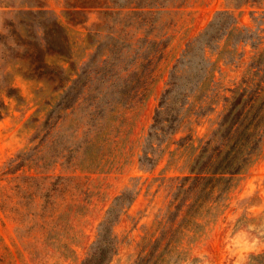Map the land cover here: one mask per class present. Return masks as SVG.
I'll return each mask as SVG.
<instances>
[{
  "label": "rangeland",
  "instance_id": "1",
  "mask_svg": "<svg viewBox=\"0 0 264 264\" xmlns=\"http://www.w3.org/2000/svg\"><path fill=\"white\" fill-rule=\"evenodd\" d=\"M139 3L146 0H0V100L7 106L0 118V264H80L126 185L135 194L116 210L117 252L108 264H134L156 250L154 226L175 178L188 173L228 99L245 89L248 115H264V0H156L150 12L137 10ZM220 11L230 16L217 18L209 33L226 21L222 35L209 47L196 44L179 66L184 77L201 65L207 76L189 94L177 132L153 143V166H140L172 67ZM53 22L63 27L66 56L46 44V31L62 35ZM143 37L159 42L150 47ZM98 45L89 69L113 49L107 76L114 93L106 99L127 104L108 112L85 99L63 108L60 85ZM127 83L134 88L125 98ZM9 86L18 97L6 94ZM203 221L194 237L176 233L161 260L141 264H264V132L255 159Z\"/></svg>",
  "mask_w": 264,
  "mask_h": 264
},
{
  "label": "trees",
  "instance_id": "2",
  "mask_svg": "<svg viewBox=\"0 0 264 264\" xmlns=\"http://www.w3.org/2000/svg\"><path fill=\"white\" fill-rule=\"evenodd\" d=\"M155 1L146 0L145 5L139 3L137 10L150 12ZM220 16L228 17L230 14L227 11L218 12L216 19L211 21L207 28L194 40L186 44L181 58L172 67L166 87L160 94L154 110L152 123L148 128L141 154L138 157L140 166H153L156 161L154 155L156 148L153 143L155 142L159 146L166 136L177 132L182 118L181 111L189 94L193 91L194 86L207 76L209 71L202 65L199 67L195 66L190 77H184L179 66L190 61L189 57L191 56L189 55H191V51L196 44H203L209 47L212 39H217L222 35V29L226 21H222L214 29L213 33H209V29L216 25L217 18ZM52 25L62 35L52 34L51 29L50 32L46 31V44L48 46L54 44L56 50L66 56V35L63 33V27L55 22ZM141 40L147 42L150 47H156L159 42L146 37ZM124 45L130 46L129 43ZM99 46H96L90 60L83 62L79 69L74 72L75 77H68L66 82L60 85L59 88L63 92L59 103H63V108H68L72 104L85 99H91L94 102L93 104L97 103V101L102 102V106H105L108 112H112L117 104H127L128 100L126 99L117 98L113 100L110 98V101L106 99L108 94L111 96L114 93L110 81L111 76H107V72H109L114 62L111 57L116 55L113 49L112 51L111 49L109 50L110 54L102 55L104 57L101 59L100 66H96L93 70L89 69ZM35 50L36 55H40L42 52V49L38 46L35 47ZM145 56L148 57L146 53ZM98 76L103 80V83L97 80ZM105 76L107 77L105 78ZM182 79H185V81L181 82ZM124 87L125 89L121 90V93L123 97L127 98L126 93H129V90L131 91L134 86L127 83ZM5 90L8 96H17L14 95L15 89L13 87H6ZM244 90L242 89L228 99L227 107L221 115L217 126L199 145L198 153L191 161L188 173L175 178L176 184L171 198L154 226L153 231L158 233L153 242V249L156 248V250H152L146 255H139L134 264L145 263L154 255L155 258L161 260L160 257L164 249L172 245V238L178 232L187 233L188 236L194 237L203 226V217L210 211L213 203L217 204L220 201L231 185L233 177L241 173L255 159L264 132V115L262 113L248 115L246 110L248 101L244 97ZM251 104L250 107L252 106ZM95 108H97V105L86 114L90 116L94 113ZM6 111L5 102L0 100V118L4 116ZM134 194L133 185H126L114 197L112 205L106 212V216L98 224L95 239L80 264L109 263L117 252L118 245V239L112 232V223L118 216L116 210L124 207L122 206L124 203L129 204ZM160 244L163 246L159 250Z\"/></svg>",
  "mask_w": 264,
  "mask_h": 264
}]
</instances>
